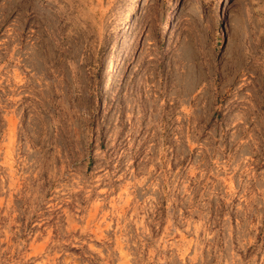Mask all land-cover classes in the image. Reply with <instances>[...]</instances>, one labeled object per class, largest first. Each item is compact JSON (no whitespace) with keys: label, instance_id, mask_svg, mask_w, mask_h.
I'll return each instance as SVG.
<instances>
[{"label":"rangeland","instance_id":"rangeland-1","mask_svg":"<svg viewBox=\"0 0 264 264\" xmlns=\"http://www.w3.org/2000/svg\"><path fill=\"white\" fill-rule=\"evenodd\" d=\"M0 264H264V0H0Z\"/></svg>","mask_w":264,"mask_h":264}]
</instances>
